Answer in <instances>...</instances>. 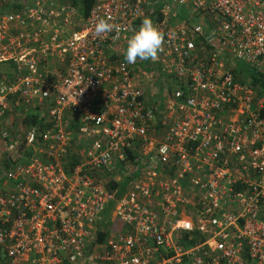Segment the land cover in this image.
I'll return each instance as SVG.
<instances>
[{
	"label": "built area",
	"instance_id": "1",
	"mask_svg": "<svg viewBox=\"0 0 264 264\" xmlns=\"http://www.w3.org/2000/svg\"><path fill=\"white\" fill-rule=\"evenodd\" d=\"M75 1L0 0V264H264V0Z\"/></svg>",
	"mask_w": 264,
	"mask_h": 264
},
{
	"label": "clouds",
	"instance_id": "2",
	"mask_svg": "<svg viewBox=\"0 0 264 264\" xmlns=\"http://www.w3.org/2000/svg\"><path fill=\"white\" fill-rule=\"evenodd\" d=\"M94 27L97 36L113 31V25L109 19H99ZM162 43V33L149 17H145L139 28L127 40L125 61L128 64H135L138 59L141 61L154 60L161 50Z\"/></svg>",
	"mask_w": 264,
	"mask_h": 264
},
{
	"label": "trees",
	"instance_id": "3",
	"mask_svg": "<svg viewBox=\"0 0 264 264\" xmlns=\"http://www.w3.org/2000/svg\"><path fill=\"white\" fill-rule=\"evenodd\" d=\"M14 1H18V0H14ZM75 3L77 5H79V8L81 9V12H80L81 16L82 17H86L88 12H89V10L91 9L93 4L95 3V0H78V1H75ZM240 73L241 74L245 73V74L251 75L252 76V81L254 83H256L258 81V78L253 76L251 70H248V69L242 67ZM262 86H264V83H262ZM108 189L111 190V193L114 194L116 198H119L126 191L127 185H126V183H123V184H121L119 186H117L115 184H112V185L108 186ZM108 214H109L108 212H105L102 215V218L108 219V217H109Z\"/></svg>",
	"mask_w": 264,
	"mask_h": 264
},
{
	"label": "rangeland",
	"instance_id": "4",
	"mask_svg": "<svg viewBox=\"0 0 264 264\" xmlns=\"http://www.w3.org/2000/svg\"><path fill=\"white\" fill-rule=\"evenodd\" d=\"M81 12V9L79 8V13Z\"/></svg>",
	"mask_w": 264,
	"mask_h": 264
}]
</instances>
